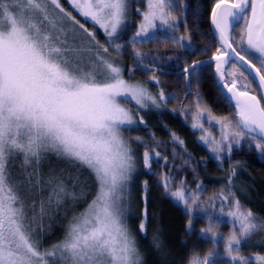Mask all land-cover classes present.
Segmentation results:
<instances>
[{
	"label": "snow or ice",
	"instance_id": "6c2138e0",
	"mask_svg": "<svg viewBox=\"0 0 264 264\" xmlns=\"http://www.w3.org/2000/svg\"><path fill=\"white\" fill-rule=\"evenodd\" d=\"M66 3L0 0V264H264V214L234 159L264 160V0ZM165 111L207 157L151 130ZM156 193L183 217L178 254Z\"/></svg>",
	"mask_w": 264,
	"mask_h": 264
},
{
	"label": "trees",
	"instance_id": "16d2710c",
	"mask_svg": "<svg viewBox=\"0 0 264 264\" xmlns=\"http://www.w3.org/2000/svg\"><path fill=\"white\" fill-rule=\"evenodd\" d=\"M207 4V0H190L191 6L195 9L198 3ZM197 47H203L202 44L197 42ZM148 49H145L147 51ZM200 59H207L206 56L199 57ZM127 62V59H126ZM140 74H138L139 76ZM143 79H147V75H143ZM168 90L172 91L176 87L175 84L169 82L164 85ZM203 90L206 93L207 97L215 101L216 99V90L210 79H206L203 84ZM214 107L218 111H223L226 106L223 105L222 101L214 103ZM146 119L151 125V130L156 133V135L164 140H167L168 132L163 127L167 125L168 128L176 131L187 143L190 151H193L197 159L200 157H207V152L197 144L196 136L193 135L191 129L183 124L179 117L171 115L167 112L162 114H155L152 117L146 115ZM146 130H142L139 133H133V135H145ZM142 151V149H141ZM170 151V150H169ZM234 159H240L245 161L243 167L239 169V174L235 180L236 184L239 187L245 188L249 192V197L247 203L249 207H252L254 210L264 214V160H261L255 154H246V153H237L234 156ZM227 167V165H225ZM189 178H191L189 176ZM223 173L217 170L216 162L212 161L209 163L207 169L201 168L200 179L205 181L210 185L209 194L213 189H218L220 187L219 180H222ZM155 210L157 212V219L163 229V239L168 243L172 251L178 254L181 248V241L183 239V217L180 210L175 207L170 201L163 198L159 193H156V202ZM157 221H153L155 224ZM202 226L201 224L197 225V229ZM227 231V229H224ZM57 235L59 233L57 232ZM152 236L151 227L149 228V234L146 238H141V245L145 249L149 247ZM151 258V257H150Z\"/></svg>",
	"mask_w": 264,
	"mask_h": 264
},
{
	"label": "rangeland",
	"instance_id": "374dc122",
	"mask_svg": "<svg viewBox=\"0 0 264 264\" xmlns=\"http://www.w3.org/2000/svg\"><path fill=\"white\" fill-rule=\"evenodd\" d=\"M64 2H65V4H66V6L67 7H69L70 8V5H67V3H66V0H64ZM78 18H80V17H78ZM82 19V18H81ZM85 23H88V22H85ZM101 38H103V34L101 33ZM170 91V90H169ZM169 107H173V105H169ZM165 112H167V111H165ZM167 113H169V112H167ZM156 113H149V114H147L149 117H152L153 115H155ZM169 114H171V113H169ZM172 115V114H171ZM178 117V116H177ZM134 133H136V132H134Z\"/></svg>",
	"mask_w": 264,
	"mask_h": 264
}]
</instances>
